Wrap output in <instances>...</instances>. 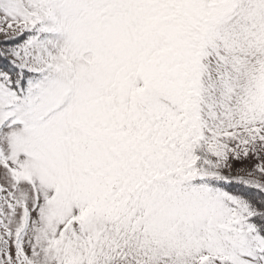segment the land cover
<instances>
[{"label": "snow or ice", "instance_id": "1", "mask_svg": "<svg viewBox=\"0 0 264 264\" xmlns=\"http://www.w3.org/2000/svg\"><path fill=\"white\" fill-rule=\"evenodd\" d=\"M0 264H264V0H0Z\"/></svg>", "mask_w": 264, "mask_h": 264}]
</instances>
